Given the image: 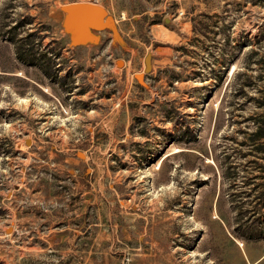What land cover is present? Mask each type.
Instances as JSON below:
<instances>
[{
  "label": "rangeland",
  "instance_id": "1",
  "mask_svg": "<svg viewBox=\"0 0 264 264\" xmlns=\"http://www.w3.org/2000/svg\"><path fill=\"white\" fill-rule=\"evenodd\" d=\"M263 119L264 0H0V264H264Z\"/></svg>",
  "mask_w": 264,
  "mask_h": 264
},
{
  "label": "water",
  "instance_id": "2",
  "mask_svg": "<svg viewBox=\"0 0 264 264\" xmlns=\"http://www.w3.org/2000/svg\"><path fill=\"white\" fill-rule=\"evenodd\" d=\"M60 10L63 13L61 27L68 36L70 46L97 44L102 32L110 33L113 43L124 44L115 20L103 7L93 3L74 2L61 6ZM144 66V73L148 74L151 68L150 54L144 58ZM135 79L144 86V82L139 81L138 75L135 76Z\"/></svg>",
  "mask_w": 264,
  "mask_h": 264
},
{
  "label": "trees",
  "instance_id": "3",
  "mask_svg": "<svg viewBox=\"0 0 264 264\" xmlns=\"http://www.w3.org/2000/svg\"><path fill=\"white\" fill-rule=\"evenodd\" d=\"M17 57L22 60V58L19 56V52H17ZM254 139L257 142H260V148L259 149H264L261 148L263 147V141H264V119L262 122L258 123L257 130L253 134Z\"/></svg>",
  "mask_w": 264,
  "mask_h": 264
},
{
  "label": "bare ground",
  "instance_id": "4",
  "mask_svg": "<svg viewBox=\"0 0 264 264\" xmlns=\"http://www.w3.org/2000/svg\"><path fill=\"white\" fill-rule=\"evenodd\" d=\"M121 64H122L121 62H118V65H119V66H121ZM138 79H139L140 81H142L141 76H138ZM23 101H24V100H23ZM79 156L83 157L81 154H79Z\"/></svg>",
  "mask_w": 264,
  "mask_h": 264
}]
</instances>
